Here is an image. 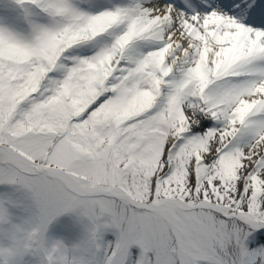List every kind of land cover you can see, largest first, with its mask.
I'll list each match as a JSON object with an SVG mask.
<instances>
[{"label":"rangeland","instance_id":"374dc122","mask_svg":"<svg viewBox=\"0 0 264 264\" xmlns=\"http://www.w3.org/2000/svg\"><path fill=\"white\" fill-rule=\"evenodd\" d=\"M72 5L0 0V144L33 164L67 171L86 187L118 189L137 205L78 193L50 175L2 163L0 264H218L212 256L239 264V245L264 233V220H258L264 202L231 176L221 155L210 152L203 119L199 129L183 128L190 97L166 93L159 99L168 87L160 91L157 85L177 75H152L147 59L128 65L125 58L115 60L118 54L103 69L99 63L107 57H93L89 41L74 52L79 29L69 32L72 41L65 37L75 18L67 22ZM51 12L60 20L53 26ZM175 131L178 141L167 153ZM195 197L202 204L186 210L165 204L176 232L157 210L144 207ZM184 237L208 255L192 251ZM258 242L256 251L264 255V240Z\"/></svg>","mask_w":264,"mask_h":264},{"label":"bare ground","instance_id":"6f19581e","mask_svg":"<svg viewBox=\"0 0 264 264\" xmlns=\"http://www.w3.org/2000/svg\"><path fill=\"white\" fill-rule=\"evenodd\" d=\"M228 1L232 0H207L193 8L195 0H71L75 5L67 22L75 18L65 37L67 42L72 41L69 32L79 29L73 41L74 52L89 41L91 49L96 50L93 57H107L99 63L103 69L118 54L115 60L125 58L128 65L147 59L152 75H177L170 84L161 81L157 85L160 91L168 87L167 92L159 93V99L166 93L190 97L191 116H187L183 128L195 125L199 129L205 123L210 152L221 155L231 176L243 180L245 187L264 202V4L260 5L264 0H236L240 3L234 9L229 8ZM132 2L138 7L136 15ZM48 21L53 26L60 20L51 12ZM179 134L175 131L169 137L167 153ZM7 161L40 176L50 175L75 192L108 194L127 200L131 207L137 205L118 189L86 187L65 170L45 162L33 164L24 154L0 144V164ZM166 203L182 210L202 204L197 197L189 202L167 199L158 205L139 203L157 210L175 232V218ZM220 212L234 214L231 209ZM262 219L264 215L258 220ZM261 239L264 233L250 236L244 247L239 245V264H264V255L256 251ZM183 240L195 253L208 255L201 245L195 246L185 237ZM180 256L184 259V252ZM212 258L221 264L215 256Z\"/></svg>","mask_w":264,"mask_h":264},{"label":"water","instance_id":"95a60500","mask_svg":"<svg viewBox=\"0 0 264 264\" xmlns=\"http://www.w3.org/2000/svg\"><path fill=\"white\" fill-rule=\"evenodd\" d=\"M100 101V100H99ZM99 101H97V103L99 102ZM97 103H95L94 105H92V107L89 109V111L92 109V108H94L96 105H97ZM86 115V114H85Z\"/></svg>","mask_w":264,"mask_h":264}]
</instances>
